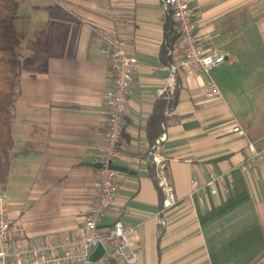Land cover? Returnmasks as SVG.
<instances>
[{
	"label": "crops",
	"instance_id": "obj_1",
	"mask_svg": "<svg viewBox=\"0 0 264 264\" xmlns=\"http://www.w3.org/2000/svg\"><path fill=\"white\" fill-rule=\"evenodd\" d=\"M16 1L25 38L11 173L0 193L12 218L29 223V238L81 232L98 202L114 82L102 51L114 37L139 66L118 196L101 222L106 239L85 264H126L111 259L118 222L135 229L136 264H264V163L241 170L250 144L264 150V0H191L204 47L226 56L213 75L197 76L172 71L184 54L179 39L166 51L167 27L178 30L160 0ZM211 81L220 98L206 97ZM162 136L178 205L159 216L164 196L150 151ZM214 175L226 178L227 192L219 186L188 202L192 183Z\"/></svg>",
	"mask_w": 264,
	"mask_h": 264
},
{
	"label": "built area",
	"instance_id": "obj_2",
	"mask_svg": "<svg viewBox=\"0 0 264 264\" xmlns=\"http://www.w3.org/2000/svg\"><path fill=\"white\" fill-rule=\"evenodd\" d=\"M160 2L172 11L179 34V45L184 54L183 60L172 67L174 73L181 71L188 76L209 75L211 71L225 63L224 54L204 47L194 20L191 0H160ZM104 43L105 48L102 53L110 62L114 82L109 103L105 148L95 183L98 202L87 213L85 227L81 232L34 240L28 236L29 223L23 218H12L8 197L0 194V264H85L92 250L106 239L101 222L115 206L118 196L117 164L126 149L123 136L128 113V96L139 61L124 41L106 37ZM220 96L217 85L212 81L209 82L206 97L214 99ZM234 132L245 135L240 127H236ZM165 141L166 136L159 137L150 151L152 164L156 167V181L164 196L159 216H163L178 205L174 188L166 175L167 164L160 154V147ZM248 150L249 157L241 167L243 172H248L264 163V150H259L254 144H250ZM192 184L194 191L187 198L188 202H192L196 194L200 195L202 201L201 194L206 193L207 190L214 195L217 194L219 186L225 192L228 190L224 176L214 175L204 186L196 181ZM165 224L163 220L162 225ZM134 233V228H126L121 222L115 224L109 235L115 246L111 259L126 264L138 262V253L133 242Z\"/></svg>",
	"mask_w": 264,
	"mask_h": 264
},
{
	"label": "trees",
	"instance_id": "obj_3",
	"mask_svg": "<svg viewBox=\"0 0 264 264\" xmlns=\"http://www.w3.org/2000/svg\"><path fill=\"white\" fill-rule=\"evenodd\" d=\"M18 20L17 1L0 0V187L2 188L9 182L15 147L14 110L20 89L21 46L25 38V34L18 28ZM166 30V51L169 52L178 41L179 34L170 27Z\"/></svg>",
	"mask_w": 264,
	"mask_h": 264
},
{
	"label": "rangeland",
	"instance_id": "obj_4",
	"mask_svg": "<svg viewBox=\"0 0 264 264\" xmlns=\"http://www.w3.org/2000/svg\"><path fill=\"white\" fill-rule=\"evenodd\" d=\"M214 73H215V72H211L212 75H213ZM211 74H210V75H211ZM0 194H2V193H0Z\"/></svg>",
	"mask_w": 264,
	"mask_h": 264
}]
</instances>
